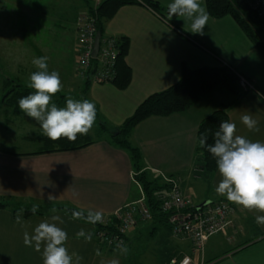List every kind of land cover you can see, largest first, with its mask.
<instances>
[{"label":"crops","instance_id":"crops-1","mask_svg":"<svg viewBox=\"0 0 264 264\" xmlns=\"http://www.w3.org/2000/svg\"><path fill=\"white\" fill-rule=\"evenodd\" d=\"M103 1L0 0L5 26L0 25V60L15 70H24L22 86L31 88L29 77L39 70L32 60L47 57L48 71H57L61 79V89L50 103H65L66 107V98L73 96L93 102L96 118L90 131L96 134L102 123L114 132L147 98L178 83L184 64L194 70L229 66L263 94L249 92L229 108L230 122L236 124L235 135L264 143V57L232 17L214 19L208 14L204 34L200 35L190 31L192 21L187 17L177 16L170 24L144 5L122 7L104 25V37L130 41L126 63L132 70V81L127 89L120 90L114 83L97 84L77 71V20ZM154 1L166 10L174 2ZM198 2L207 11L205 0ZM10 15L18 17L15 22L7 20ZM27 36L31 41L25 40ZM234 98L228 92L215 91L184 113L152 116L138 124L131 142L143 156L140 171L129 152L112 144L110 137L103 136L81 150L48 152L45 135L24 131L20 144L24 150L0 149V204L5 205L0 206V264H43L46 242L41 241L37 251L35 241L25 245L24 234L31 238L44 220L66 231L63 246L70 255L75 252L80 257L72 256V264H110L113 260L120 264L129 235L124 248L111 250L101 245L92 224L59 207L99 211L107 221L145 198L137 178L141 174L160 184L174 179L195 204L199 200L226 201L234 207L228 225L208 240L204 253L194 252L189 241L176 237L177 257L189 255L196 264H264V225L256 222V216H264V212L246 209L217 194L215 188L221 179L218 170L208 174L196 166L201 122ZM13 114L16 125L22 126L23 111ZM243 114L257 120L259 131H250L241 122ZM28 120L29 126L35 125V119ZM34 144L40 147L28 148ZM49 193L56 198L49 201ZM33 206L36 213L27 216ZM54 215L63 223L52 221ZM143 222L127 234L134 235ZM81 229L84 236L77 235Z\"/></svg>","mask_w":264,"mask_h":264},{"label":"trees","instance_id":"trees-1","mask_svg":"<svg viewBox=\"0 0 264 264\" xmlns=\"http://www.w3.org/2000/svg\"><path fill=\"white\" fill-rule=\"evenodd\" d=\"M205 2L207 12L212 18L222 19L225 17H232L264 57V24L252 10L249 0H205ZM136 5L148 7L170 24H173L172 20L176 19L178 16L173 15L169 18L168 9L162 8L161 5L154 0H104L97 8L90 7L88 16L95 20L98 31H101L104 37L105 23L114 18L122 7ZM129 48V39H120L118 76L114 81V84L120 90L127 89L132 81V70L126 63ZM240 76L241 75L234 68L229 66L203 67L194 70L184 64L178 83L163 92L153 94L147 98L137 108L133 116L121 127L115 129L114 132L106 124H100L96 137L98 139L106 136L105 134H110L111 143L129 152L134 166L140 171L142 169L141 164L143 156L139 148L134 146L131 142L133 130L138 124L152 116L166 117L176 113H184L208 94L215 91H225L232 94L235 97L234 100L231 103L223 104L221 109L205 118L201 122L198 130L195 159L196 166L208 174H214L218 170L216 158L207 151V148L200 147L199 138L202 133L207 131V143L213 144L214 133L219 129L220 122L222 120L230 122L228 113L229 108L249 93V91H245L241 87ZM5 83L9 85L12 84L14 88L4 96L3 103L11 107L14 106V108H11L13 112L20 113L21 110L18 107L19 99L34 91L31 88L20 85L18 81L13 79H8ZM258 94L263 96L260 90H258ZM97 139L89 134H77L75 141H69L66 137H61L59 140L55 141L45 137L44 140L46 141L48 152H64L84 149L94 144ZM137 178L138 182L142 185L146 204L151 211L152 218L154 220L156 219L159 223L168 224V215L163 212L158 196L163 194L166 190L165 193H167L171 185L168 183L160 184L158 181L149 180L146 174H141ZM0 206L4 207L5 205L0 204ZM59 209L67 211L70 215H72L73 212H82L84 215L80 216L79 219L89 222L86 219L88 214L86 212L75 208L59 207ZM37 213L41 214L40 212ZM31 214H33L32 211L26 212L27 216ZM92 225L96 228L97 238L100 233H104L109 238L120 236V239L123 241V244H108L106 242H101V245L111 250L124 248L126 246L128 242V232L124 235L121 234V218L119 216L113 217L107 221L104 220V223L100 221ZM174 257L176 256L170 259L169 264H171V260Z\"/></svg>","mask_w":264,"mask_h":264},{"label":"clouds","instance_id":"clouds-1","mask_svg":"<svg viewBox=\"0 0 264 264\" xmlns=\"http://www.w3.org/2000/svg\"><path fill=\"white\" fill-rule=\"evenodd\" d=\"M168 14L169 18L178 15L191 19L190 31L200 35L204 34L203 29L209 18L207 11L198 0H174L168 5ZM47 59V57H38L32 60L33 65L39 69L29 77V87L34 89V92L21 97L18 107L26 116L39 123L42 134L47 138L55 141L66 137L69 141H75L77 134H87L91 129L96 118L95 104L86 99L72 98H66L64 108L50 103L52 96L61 89V79L57 71H48ZM240 120L250 131H259L258 122L251 115L243 114ZM235 133L236 124L222 120L219 129L214 133L213 144L207 143V131L200 135V147L207 148V151L216 158L221 179L215 191L219 195L226 196L232 203L246 209L264 212V143L254 142ZM55 198L52 193L47 196L49 201ZM36 210L33 206V214ZM72 215L79 218L84 213L73 212ZM86 219L95 224L102 221V213L89 212ZM51 220L57 221L60 217L54 215ZM19 221L18 214L17 222ZM256 222L264 225V216H256ZM60 223L63 221L60 220ZM34 232L35 235L31 238L28 233L24 234V243L31 246L32 241H35L36 250L40 251V242H46L42 253L43 264H72V256H78L75 252L70 255L63 246L67 240V233L55 223L44 220L38 224ZM77 235L84 236V230L81 229ZM88 239H91L90 235ZM110 264H117V261L113 260Z\"/></svg>","mask_w":264,"mask_h":264},{"label":"built area","instance_id":"built-area-1","mask_svg":"<svg viewBox=\"0 0 264 264\" xmlns=\"http://www.w3.org/2000/svg\"><path fill=\"white\" fill-rule=\"evenodd\" d=\"M252 10L264 24V0H249ZM98 32L96 22L90 16H80L77 20L78 63L77 71L82 77H90L97 84H112L118 76V60L120 56V40L103 37L97 58H94L95 39ZM240 85L245 91L258 93V90L247 79L240 76ZM171 185L167 193L160 194L158 200L162 210L168 215V224L175 237L189 241L194 252L204 253L208 240L222 232L234 214V207L226 201L210 202L204 207L196 206L179 184L168 180ZM121 218V234L124 235L135 228L139 221L152 219V214L145 198L139 203L127 206L119 215ZM104 223V220H102ZM100 241L123 244L120 236L109 238L106 234L98 235ZM196 264L193 257H174L171 264Z\"/></svg>","mask_w":264,"mask_h":264},{"label":"rangeland","instance_id":"rangeland-1","mask_svg":"<svg viewBox=\"0 0 264 264\" xmlns=\"http://www.w3.org/2000/svg\"><path fill=\"white\" fill-rule=\"evenodd\" d=\"M1 16L3 15L0 14V25L1 27H5L2 24L3 19ZM10 16L11 18L7 20L11 23L15 22V19L18 18L15 15ZM30 37L31 36H27L25 40L31 41ZM23 72L24 70H15L12 65L6 64L3 60H0V149L7 151L25 149L23 146L20 147L21 134L24 133V131L28 132V135H37L42 133L39 123L36 122L35 125H31H34V127L29 126L28 119H30V117L25 114L23 116L21 115V118H24V122L20 124L23 125H16L14 122L16 117L11 110L14 106L11 107L10 105L3 103L4 96L14 88L12 84H6L5 81L13 79L18 81L20 85H23L21 83V79H23ZM72 99L77 100L75 96H73ZM57 107L64 108L65 103H62L60 106L57 105ZM21 127L25 130H22ZM89 132L91 131L89 130ZM91 134L92 137L97 139L95 130H92ZM105 135V137L110 136V134ZM37 147H40V145L34 144L28 146L29 149H37ZM196 203V206L203 204L201 200L196 201ZM137 229L138 230L134 235L127 234V237L128 235L130 237V241L125 247L126 251L124 249L121 252L124 254L120 259V264H169L170 259L173 256L178 255V250L174 248L177 239L172 230H168L166 224L159 223L156 219H151L140 223ZM113 258H115V255Z\"/></svg>","mask_w":264,"mask_h":264},{"label":"water","instance_id":"water-1","mask_svg":"<svg viewBox=\"0 0 264 264\" xmlns=\"http://www.w3.org/2000/svg\"><path fill=\"white\" fill-rule=\"evenodd\" d=\"M102 36H103L102 32L98 31L97 35H96V39H95V47H94V53H93L94 58H97V56H98ZM209 203L210 202H205L202 205H200L199 207H204V206L208 205Z\"/></svg>","mask_w":264,"mask_h":264}]
</instances>
